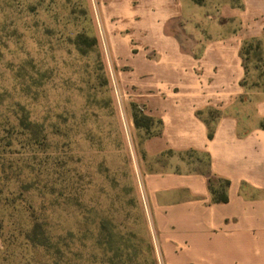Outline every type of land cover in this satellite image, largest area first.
I'll return each mask as SVG.
<instances>
[{
  "label": "crops",
  "instance_id": "0c3cea01",
  "mask_svg": "<svg viewBox=\"0 0 264 264\" xmlns=\"http://www.w3.org/2000/svg\"><path fill=\"white\" fill-rule=\"evenodd\" d=\"M75 3L115 111L151 133L136 164L156 259L264 264V91L247 85L264 68V0ZM135 111L155 128H137ZM210 178L229 182L226 203Z\"/></svg>",
  "mask_w": 264,
  "mask_h": 264
},
{
  "label": "rangeland",
  "instance_id": "374dc122",
  "mask_svg": "<svg viewBox=\"0 0 264 264\" xmlns=\"http://www.w3.org/2000/svg\"><path fill=\"white\" fill-rule=\"evenodd\" d=\"M247 85L264 91V68ZM149 135L115 111L75 0H0V264H162L137 176Z\"/></svg>",
  "mask_w": 264,
  "mask_h": 264
},
{
  "label": "trees",
  "instance_id": "16d2710c",
  "mask_svg": "<svg viewBox=\"0 0 264 264\" xmlns=\"http://www.w3.org/2000/svg\"><path fill=\"white\" fill-rule=\"evenodd\" d=\"M193 1L200 4V3H202L203 0H193ZM143 121L148 122V123H154L153 120H151L150 118L143 116L142 114H139L138 112L135 111V113H134L135 126L137 128L143 127V128L147 129L148 127L144 126L142 124ZM213 135H214V129L212 126H209V137L212 138ZM219 183H223L224 187L218 188L217 185ZM209 185H210L211 194L213 195L215 202L226 203L228 201V197H227L226 192H227V189L229 187V182L210 178L209 179Z\"/></svg>",
  "mask_w": 264,
  "mask_h": 264
}]
</instances>
